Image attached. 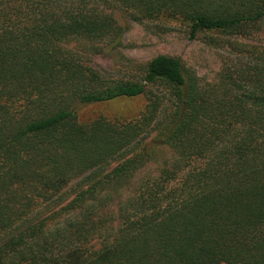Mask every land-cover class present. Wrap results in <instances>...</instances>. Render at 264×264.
<instances>
[{"label":"trees","instance_id":"obj_1","mask_svg":"<svg viewBox=\"0 0 264 264\" xmlns=\"http://www.w3.org/2000/svg\"><path fill=\"white\" fill-rule=\"evenodd\" d=\"M115 12L236 60L208 83L167 55L107 77ZM138 97L133 120H78ZM0 264H264V0H0Z\"/></svg>","mask_w":264,"mask_h":264},{"label":"rangeland","instance_id":"obj_2","mask_svg":"<svg viewBox=\"0 0 264 264\" xmlns=\"http://www.w3.org/2000/svg\"><path fill=\"white\" fill-rule=\"evenodd\" d=\"M115 17L120 25L128 26L120 45L105 54L94 56L95 66L107 77L141 80L153 58L167 55L180 58L202 83H208L218 78L226 63L232 64L236 60V51L225 45L224 38L214 35L217 41L212 42L201 35L197 40H191L186 28L177 21L159 19L139 24L129 21L120 12H115ZM262 40L261 36H255L246 41L239 39V42L255 45ZM79 46L84 48L81 44ZM146 104L145 97H138L81 106L78 108V120L90 123L103 117L130 121L145 110ZM170 156L167 148H161L157 161L163 162Z\"/></svg>","mask_w":264,"mask_h":264}]
</instances>
